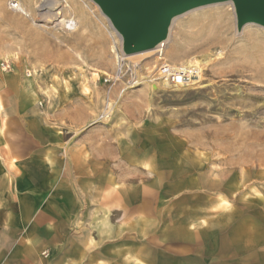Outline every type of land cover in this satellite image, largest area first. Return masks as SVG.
I'll use <instances>...</instances> for the list:
<instances>
[{
    "label": "rangeland",
    "instance_id": "1",
    "mask_svg": "<svg viewBox=\"0 0 264 264\" xmlns=\"http://www.w3.org/2000/svg\"><path fill=\"white\" fill-rule=\"evenodd\" d=\"M16 1L30 17L11 9L13 0H0V64L11 65L5 80L9 88L21 89L16 99L29 103V91L43 117L48 109L67 110L66 119L85 129L113 122V183L138 189L159 180L170 199L167 214L214 196L230 202L225 205L235 215V223L224 225L235 227L238 217L246 230L256 227L264 234V29L249 26L244 32L250 35H236L230 4L187 13L170 28L168 46L179 50L166 62L181 66L192 58L223 55L188 85L168 88L158 81L123 92L126 79L104 81L115 73V52L122 45L93 1ZM65 2L75 11L63 8ZM59 11L79 21L76 32L53 20ZM220 22L225 32L217 31ZM155 58L127 62L141 77Z\"/></svg>",
    "mask_w": 264,
    "mask_h": 264
},
{
    "label": "crops",
    "instance_id": "2",
    "mask_svg": "<svg viewBox=\"0 0 264 264\" xmlns=\"http://www.w3.org/2000/svg\"><path fill=\"white\" fill-rule=\"evenodd\" d=\"M6 76L0 264H264L260 229L223 224L235 223L230 202L211 196L167 214L159 180L113 183V122L85 129L59 109L43 117Z\"/></svg>",
    "mask_w": 264,
    "mask_h": 264
},
{
    "label": "water",
    "instance_id": "3",
    "mask_svg": "<svg viewBox=\"0 0 264 264\" xmlns=\"http://www.w3.org/2000/svg\"><path fill=\"white\" fill-rule=\"evenodd\" d=\"M111 21L125 55L149 51L165 40L174 18L191 10L231 1L237 29L264 27V0H91Z\"/></svg>",
    "mask_w": 264,
    "mask_h": 264
},
{
    "label": "bare ground",
    "instance_id": "4",
    "mask_svg": "<svg viewBox=\"0 0 264 264\" xmlns=\"http://www.w3.org/2000/svg\"><path fill=\"white\" fill-rule=\"evenodd\" d=\"M66 3V5L65 6H63V8H66V9H69V10H73V11H75L74 10V8L71 6V4H69V2H65ZM223 4H230L231 6H232V10H233V13H234V11H235V9H234V6H233V3L231 2V1H228V2H223V3H218V4H214V5H223ZM214 5H208V6H214ZM208 6H204V7H208ZM204 7H200V8H197V9H201V8H204ZM11 9H13V10H15V11H18V12H20V13H22L24 16H26V17H30V14H29V12L23 7V5L19 2V1H16V0H13V2H11ZM51 9V8H50ZM49 9V10H50ZM197 9H194V10H191V11H189V12H186V13H184V14H182V15H180V16H177L176 18H174L173 19V21H172V24H171V26L173 25V23L175 22V20L176 19H178L179 17H181V16H183V15H186L187 13H190V12H192V11H195V10H197ZM102 16L105 18V20H106V22H107V24H108V27L111 29V31L113 32V35H115V37H117L118 38V40H119V43L122 45V39H121V36H120V34L115 30V28L113 27V25H112V23H111V21H109V19L107 18V17H105V15H103V13H102ZM217 16V15H216ZM216 18V17H215ZM214 18V19H215ZM53 20L54 21H56L57 22V24L58 25H60V26H62V28L63 29H65L66 31H68V32H76L77 30H78V27H79V21H76L75 19H66V18H64L63 16H62V12H57L56 14H54V18H53ZM217 20V19H216ZM219 20H221L220 18H219ZM51 21H52V19H51ZM224 21V20H223ZM86 22H87V20H86ZM213 22H217V21H213ZM201 23V22H200ZM226 23V22H225ZM228 23V22H227ZM209 23H207V25H208ZM210 24H212V22L210 23ZM196 25V24H195ZM200 25V24H199ZM203 25V24H202ZM225 25L226 24H224L223 22H220V23H218V25H217V27H218V32H222V31H224L225 32V30L227 29V26H226V29H225ZM201 26V25H200ZM209 26V25H208ZM207 26V27H208ZM229 26V25H228ZM249 26H254V27H259V28H262V29H264V27H262V26H260V25H257V24H253V23H249V24H246L241 30H239L238 31V33L236 34V35H241V33H243L246 29H247V27H249ZM206 27V26H205ZM206 27V28H207ZM211 27H213V26H211ZM216 27V28H217ZM230 27V26H229ZM215 28V27H214ZM200 29V28H199ZM203 29V28H202ZM202 29L200 30V31H202ZM207 29H209V28H207ZM207 29H206V31H207ZM225 29V30H224ZM231 29V28H230ZM205 30V29H204ZM170 31L171 30H169V34H168V36H167V38L165 39V40H163L162 42H160L157 46H155L153 49H151V50H149V51H146V52H142V53H139V54H134V55H126L125 56V59H127V60H135V61H139V62H142V61H144L145 59H148V58H150V57H152L153 55H155V53H161V57L160 58H156V61H155V63H158V61L159 62H165L166 63V60H168L167 58L168 57H170V56H176V52H178V50H176L175 51V49L177 48H170V46H168V44H169V42H170ZM198 31V30H197ZM210 31V30H209ZM215 31V30H214ZM230 31V30H229ZM208 32V31H207ZM211 32H213V31H211ZM217 32V33H218ZM223 32V33H224ZM253 32H255V34H256V32L257 31H253ZM200 33V32H199ZM202 33H203V31H202ZM233 33V32H232ZM245 34H246V32H244ZM258 33V32H257ZM198 34V33H197ZM209 34H211V33H208V35ZM220 34V33H219ZM231 34V33H230ZM254 34V33H253ZM254 34V35H255ZM205 35H207V33L205 34ZM207 35V36H208ZM216 36H217V34H215ZM215 35H212V36H215ZM228 35V34H227ZM247 35H250V34H246V36ZM253 35V36H254ZM259 35V34H258ZM195 36H197V35H195ZM202 35H200V37H201ZM207 36H205V37H207ZM223 36V35H222ZM230 36V35H229ZM199 37V38H200ZM218 37V36H217ZM262 37V36H261ZM198 38V39H199ZM202 38H204V37H202ZM202 38H200V40H202ZM211 38V37H210ZM213 38H215V37H213ZM223 38V37H222ZM228 38H230V37H228ZM227 38V39H228ZM248 38V37H247ZM246 38V39H247ZM251 38V37H250ZM256 38V37H255ZM196 39V38H195ZM205 39V38H204ZM212 39V38H211ZM220 39H221V37H220ZM220 39H219V41H220ZM226 39V38H225ZM227 39H226V42H227ZM245 39V38H244ZM257 40H259L258 38H256ZM222 40H224V39H222ZM255 40V39H254ZM261 40V39H260ZM262 40H264V39H262ZM262 40L260 41V42H262ZM208 40H206V42H207ZM209 41H211V40H209ZM208 41V42H209ZM218 41V40H217ZM249 42L250 41H253V40H248ZM195 42V41H194ZM198 42V41H197ZM200 42V41H199ZM202 42V41H201ZM229 42V41H228ZM248 42V43H249ZM220 43H222V42H220ZM253 43V42H252ZM256 43V42H255ZM255 43H253L252 45H254ZM258 43V42H257ZM257 43H256V45H257ZM172 44V43H171ZM175 44V43H174ZM173 44V45H174ZM212 44H214V43H212ZM212 44H209V45H211V46H213ZM226 44V43H225ZM246 44H247V42H246ZM115 46V45H114ZM114 46H112L111 47V49H112V52L113 51H115V47ZM174 46H176V44L174 45ZM201 46H202V44H201ZM223 47H224V45H222ZM258 46V45H257ZM259 47H261V44H260V46ZM256 48H258V47H256ZM262 48V47H261ZM114 49V50H113ZM181 50V49H180ZM180 53H182V52H180ZM179 55V54H178ZM177 55V56H178ZM181 55V54H180ZM223 55V52L222 51H220V52H217L216 54H214V55H208V56H204L202 59H199V60H197V59H195V58H192L191 60H189V61H186V62H183L182 63V65L181 66H183V67H185V68H187V69H189V71H192V72H195L196 73V76H194L195 77V79H200L201 78V73H202V70L204 69V67L209 63V62H211V61H213V60H215V59H217V58H220L221 56ZM79 58H81V57H79ZM172 58V57H171ZM200 58V57H199ZM82 59V58H81ZM170 59V58H169ZM195 59V62H194V64L192 63V60H194ZM224 60V59H223ZM196 64V65H195ZM213 64V63H212ZM194 65V66H193ZM145 70L147 71V74H145V75H143L142 76V78H143V85L144 84H147L148 83V80L147 79H149V80H151V81H156V79H154V78H152V77H155L154 75H151L152 73H148V72H150L149 70H150V68H145ZM243 70V69H242ZM245 71V70H244ZM102 73H104V72H102ZM94 76H98V74H96V73H94ZM151 81H149V82H151ZM163 82V84L164 85H166V86H168V88L170 87L169 86V84H167L166 82H164V81H162ZM152 88L154 89V87L152 86ZM38 104H39V102H38ZM41 105V104H40Z\"/></svg>",
    "mask_w": 264,
    "mask_h": 264
},
{
    "label": "built area",
    "instance_id": "5",
    "mask_svg": "<svg viewBox=\"0 0 264 264\" xmlns=\"http://www.w3.org/2000/svg\"><path fill=\"white\" fill-rule=\"evenodd\" d=\"M156 58L161 57V53H155ZM155 58V59H156ZM115 60H116V70L113 74L112 78H105L104 81L112 82L113 84L116 83H122L124 79H126L124 82V89L123 92L130 88L134 87L135 85H142L143 84V78L138 77L135 73L136 66L127 62V59H125V54L122 50L115 52ZM150 68V67H149ZM0 70L2 73H8L11 70V65L8 61H4L0 64ZM151 75H154L155 77H152L156 79V81H151L149 79L148 83L150 84H156L158 81H164L169 86L172 87H179L188 85L192 82H194V79L196 76L195 72L189 71V69L183 67V66H175L168 62H159L154 63L152 67L150 68ZM28 76H31L28 74ZM151 81V82H149Z\"/></svg>",
    "mask_w": 264,
    "mask_h": 264
}]
</instances>
